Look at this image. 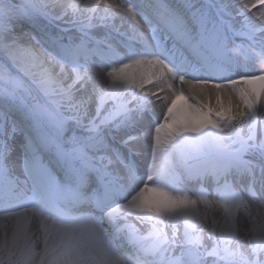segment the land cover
I'll return each mask as SVG.
<instances>
[{
  "label": "snow or ice",
  "instance_id": "obj_1",
  "mask_svg": "<svg viewBox=\"0 0 264 264\" xmlns=\"http://www.w3.org/2000/svg\"><path fill=\"white\" fill-rule=\"evenodd\" d=\"M260 4L0 0V264H264Z\"/></svg>",
  "mask_w": 264,
  "mask_h": 264
},
{
  "label": "bare ground",
  "instance_id": "obj_2",
  "mask_svg": "<svg viewBox=\"0 0 264 264\" xmlns=\"http://www.w3.org/2000/svg\"><path fill=\"white\" fill-rule=\"evenodd\" d=\"M72 2L79 3L80 0H72ZM256 22L258 24H260V21L257 20ZM148 87H151V86H148ZM197 95H199V98L202 99L204 102L211 103L213 105L215 104V96H214V94L208 95V94H199V93H197ZM222 101L225 102V103L227 102L226 101V97L223 96V95H222ZM239 103H240V101H239L238 95L233 94L232 95V104H233V106H235L236 104H239ZM257 116H258V119H264V111H260L259 108H258ZM161 136L163 138V136H164L163 131L161 133Z\"/></svg>",
  "mask_w": 264,
  "mask_h": 264
}]
</instances>
